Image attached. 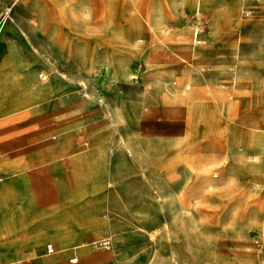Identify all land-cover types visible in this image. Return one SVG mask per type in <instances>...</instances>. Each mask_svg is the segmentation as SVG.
Returning <instances> with one entry per match:
<instances>
[{
  "label": "rangeland",
  "instance_id": "obj_1",
  "mask_svg": "<svg viewBox=\"0 0 264 264\" xmlns=\"http://www.w3.org/2000/svg\"><path fill=\"white\" fill-rule=\"evenodd\" d=\"M0 41L98 122L131 202L123 264H155L133 225L160 213L180 218L176 264H264V0H0Z\"/></svg>",
  "mask_w": 264,
  "mask_h": 264
},
{
  "label": "crops",
  "instance_id": "obj_2",
  "mask_svg": "<svg viewBox=\"0 0 264 264\" xmlns=\"http://www.w3.org/2000/svg\"><path fill=\"white\" fill-rule=\"evenodd\" d=\"M65 86L58 75L30 69L13 43L0 41V264L124 263L118 256L129 242L131 202L116 201L99 124ZM194 198L188 210L195 203L207 208L205 199ZM185 220L186 248L194 250L188 238L195 221L187 214ZM179 222L178 213H160L151 227L134 224L139 243L133 250L151 263L176 264Z\"/></svg>",
  "mask_w": 264,
  "mask_h": 264
},
{
  "label": "built area",
  "instance_id": "obj_3",
  "mask_svg": "<svg viewBox=\"0 0 264 264\" xmlns=\"http://www.w3.org/2000/svg\"><path fill=\"white\" fill-rule=\"evenodd\" d=\"M109 240H101L98 242L99 245H102V246H108L109 245ZM47 251L48 252H52L53 251V247L50 245V244H47ZM73 261V260H72ZM74 261H75V258H74Z\"/></svg>",
  "mask_w": 264,
  "mask_h": 264
},
{
  "label": "bare ground",
  "instance_id": "obj_4",
  "mask_svg": "<svg viewBox=\"0 0 264 264\" xmlns=\"http://www.w3.org/2000/svg\"><path fill=\"white\" fill-rule=\"evenodd\" d=\"M55 4V3H54ZM49 195H50V193H49ZM43 196V195H42ZM46 196V195H45ZM42 198V197H41ZM51 200V199H50ZM41 201H43V198H42V200ZM52 231V230H51ZM74 260V259H73Z\"/></svg>",
  "mask_w": 264,
  "mask_h": 264
},
{
  "label": "water",
  "instance_id": "obj_5",
  "mask_svg": "<svg viewBox=\"0 0 264 264\" xmlns=\"http://www.w3.org/2000/svg\"><path fill=\"white\" fill-rule=\"evenodd\" d=\"M78 140L81 142L82 141V138L80 137Z\"/></svg>",
  "mask_w": 264,
  "mask_h": 264
}]
</instances>
